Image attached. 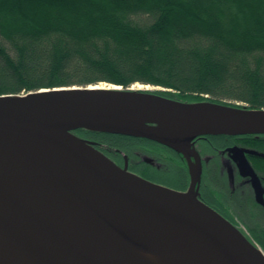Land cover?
I'll use <instances>...</instances> for the list:
<instances>
[{"label": "water", "instance_id": "1", "mask_svg": "<svg viewBox=\"0 0 264 264\" xmlns=\"http://www.w3.org/2000/svg\"><path fill=\"white\" fill-rule=\"evenodd\" d=\"M108 83V82H107ZM100 85H72L42 89L88 88ZM146 85V84H145ZM113 91L126 94L125 101L108 108L90 109L82 104L66 105L58 111V122L17 109L0 99V264H145L130 246L133 227L138 242L150 252L166 250L197 251L192 240L205 242L225 264H264L263 252L233 222L202 201L195 190L200 162L191 163L192 182L187 191L148 180L119 166L94 143L75 132L79 128L147 138L181 151L193 152V140L204 134H262L264 108H249L212 100L183 101L153 91L108 83ZM27 100L16 99L14 103ZM79 117L64 127V115ZM143 113H162L192 120L204 127L220 128L172 143L159 130V123L130 119ZM110 121L109 125L95 122ZM17 147L56 150L84 165L90 172V195L78 201L70 190L53 178ZM240 160L242 173H255L243 150L232 147ZM117 179L122 192L113 189ZM194 191V193H192ZM153 195L167 201L186 203L209 215L208 218L156 209L141 201ZM100 200L112 212L122 211L119 234L103 223ZM147 224L158 228L152 232Z\"/></svg>", "mask_w": 264, "mask_h": 264}, {"label": "trees", "instance_id": "2", "mask_svg": "<svg viewBox=\"0 0 264 264\" xmlns=\"http://www.w3.org/2000/svg\"><path fill=\"white\" fill-rule=\"evenodd\" d=\"M101 82L161 85L175 91H154L183 101L264 108V0H0V94ZM75 132L109 155L155 142L180 157L183 164L171 168L190 181L187 157L170 146ZM260 136L204 134L193 142L240 144L259 156ZM203 176L200 166L198 181Z\"/></svg>", "mask_w": 264, "mask_h": 264}, {"label": "bare ground", "instance_id": "3", "mask_svg": "<svg viewBox=\"0 0 264 264\" xmlns=\"http://www.w3.org/2000/svg\"><path fill=\"white\" fill-rule=\"evenodd\" d=\"M134 87L148 88L149 85L136 83ZM112 89H120V87H108L100 84L85 89H42L37 93H27L17 97L0 96V99L14 108L38 114L49 122L56 124L59 121L58 111L66 105L79 103L90 109H101L124 102L127 95L113 91ZM16 99L27 100V102L22 104L14 103ZM78 119V116L72 113H66L62 124L64 127H69ZM130 119L140 123L149 119L157 120L159 123V130L168 135L170 141L176 145H181L184 138L191 137L196 133L221 130L220 128L204 127L192 120L162 113H143L132 116ZM111 123L110 121L95 122L96 125L101 126ZM16 149L67 187L78 201L82 203L87 201L90 195L88 187L90 172L84 165L53 149L33 147H17ZM113 189L117 192L123 191L117 179L113 181ZM192 193H194V191H192ZM141 201L152 205L156 209H167L168 211H176V213H184L186 215H195L204 218L209 217L207 213L196 210L186 203L167 201L153 195H146ZM99 213L100 218L108 230L117 236L120 230L122 211L117 208L116 212H112L107 204L100 200ZM147 227H149L152 232L160 233L158 232V228L153 225L147 224ZM133 228L130 246L132 251L145 264H225L216 251L205 242L197 240H192V243L199 247L197 251L188 250L176 252V250H166L155 253L150 252L138 242L137 230L135 227Z\"/></svg>", "mask_w": 264, "mask_h": 264}, {"label": "flooded vegetation", "instance_id": "4", "mask_svg": "<svg viewBox=\"0 0 264 264\" xmlns=\"http://www.w3.org/2000/svg\"><path fill=\"white\" fill-rule=\"evenodd\" d=\"M260 135L264 133L256 134L257 138ZM220 146L215 139L201 138L194 142L193 153L187 159L194 164L199 161L204 175L200 181L196 180L197 195L237 226L246 224L250 236L255 238L256 230L264 229V151H259L261 155L257 156L253 149L240 144ZM232 147L243 150L255 177L242 173L240 160ZM107 156L122 168L176 190L187 191L192 182V174L186 185L180 179L182 176H176V170L171 168L183 164L180 157L155 142L142 141L133 154L118 152ZM260 235L264 239L263 231Z\"/></svg>", "mask_w": 264, "mask_h": 264}, {"label": "rangeland", "instance_id": "5", "mask_svg": "<svg viewBox=\"0 0 264 264\" xmlns=\"http://www.w3.org/2000/svg\"><path fill=\"white\" fill-rule=\"evenodd\" d=\"M100 84H103V85H105V86H108V83L107 82H101ZM136 84V83H135ZM135 84H133V85H131V86H135ZM139 84H144V83H140L139 82ZM145 85V84H144ZM146 85H149V87L148 88H144V89H154V90H162V91H165V90H173V89H169V88H166V87H164V86H161V85H153V84H146ZM130 86V87H131ZM173 91H175V90H173ZM206 96H208V95H206ZM244 104V103H243ZM245 105V104H244ZM204 141V140H203ZM205 142V141H204ZM242 222V221H241ZM243 225H241V227H242V229L246 232V234L249 236H247L249 239H251L252 240V238H250V234H251V232L248 230V228L246 227L247 225L246 224H244V223H242ZM250 232V233H249Z\"/></svg>", "mask_w": 264, "mask_h": 264}]
</instances>
